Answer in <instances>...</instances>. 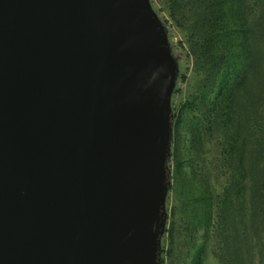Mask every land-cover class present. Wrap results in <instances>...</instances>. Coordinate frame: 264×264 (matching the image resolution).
<instances>
[{
    "label": "water",
    "instance_id": "obj_1",
    "mask_svg": "<svg viewBox=\"0 0 264 264\" xmlns=\"http://www.w3.org/2000/svg\"><path fill=\"white\" fill-rule=\"evenodd\" d=\"M177 71L150 0H0V264H158Z\"/></svg>",
    "mask_w": 264,
    "mask_h": 264
},
{
    "label": "trees",
    "instance_id": "obj_2",
    "mask_svg": "<svg viewBox=\"0 0 264 264\" xmlns=\"http://www.w3.org/2000/svg\"><path fill=\"white\" fill-rule=\"evenodd\" d=\"M161 2L198 76L181 104L171 96L166 159L168 191L172 158L193 194L192 259L264 264V0ZM163 252L158 264H165Z\"/></svg>",
    "mask_w": 264,
    "mask_h": 264
},
{
    "label": "rangeland",
    "instance_id": "obj_3",
    "mask_svg": "<svg viewBox=\"0 0 264 264\" xmlns=\"http://www.w3.org/2000/svg\"><path fill=\"white\" fill-rule=\"evenodd\" d=\"M150 2L166 30L171 53L177 62L178 71L172 101L175 106H178L188 97L197 83L198 76L194 71L193 58L189 56L183 33L170 21L161 0H150ZM180 144L182 145V141ZM169 166L173 172V189L166 195L165 208L170 213V218L166 220L165 227L169 231L172 227L173 233L168 231L161 236L164 262L165 264H201L195 257L192 259L197 241L194 229L195 213L189 201V197L193 194L187 191V184L182 176L180 177L174 171L172 158L169 160ZM185 202L187 203L184 204ZM198 254L199 251L196 255ZM202 264H214V262L208 257Z\"/></svg>",
    "mask_w": 264,
    "mask_h": 264
}]
</instances>
